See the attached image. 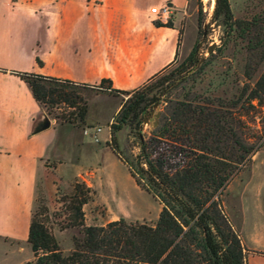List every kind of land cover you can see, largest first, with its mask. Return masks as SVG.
I'll return each instance as SVG.
<instances>
[{"label": "crops", "instance_id": "0c3cea01", "mask_svg": "<svg viewBox=\"0 0 264 264\" xmlns=\"http://www.w3.org/2000/svg\"><path fill=\"white\" fill-rule=\"evenodd\" d=\"M165 1L173 6L172 26L156 25L150 13ZM187 7L188 0H0V264H34L33 254L21 258L16 248L28 243L38 190L47 182L56 187L70 157L81 162L99 150L89 144L100 148L101 142L103 151L116 156L108 125L123 100L108 92L88 98L116 102L106 133L104 124H92L86 114V125L101 127L94 140L50 117L20 73L89 85L109 79L113 88L132 91L170 69L178 50L190 51L183 39ZM91 171L95 175L88 169L74 178L88 184ZM129 178L135 182L130 173ZM249 182L232 223L249 249L247 264H264V185Z\"/></svg>", "mask_w": 264, "mask_h": 264}, {"label": "trees", "instance_id": "16d2710c", "mask_svg": "<svg viewBox=\"0 0 264 264\" xmlns=\"http://www.w3.org/2000/svg\"><path fill=\"white\" fill-rule=\"evenodd\" d=\"M218 15L223 16V24L229 29L241 27L247 31L255 25L234 20L229 0H215L214 17ZM155 23L172 26L171 21ZM196 49L197 44L184 60L189 65L196 62ZM178 73H157L132 91L113 88L109 79L89 85L20 73L48 114L54 105L71 108L55 114L62 122L84 124L88 100L81 88L126 96L110 124L108 145L126 164L136 184L161 204L153 224L121 217L101 225H88L84 223L83 205L93 199L96 191L84 180L76 179L68 201L69 221L60 228L80 226L82 235H74L73 248L64 253L54 233L38 213H33L27 240L34 264H247L249 249L226 212L222 194L249 148L222 123L226 122L224 115L176 99L162 116V122L148 136L142 133V113L163 98ZM248 99H264V69ZM126 123L137 127L139 151L132 159L120 151L116 137ZM231 134L237 146H232L227 154L224 143Z\"/></svg>", "mask_w": 264, "mask_h": 264}, {"label": "rangeland", "instance_id": "374dc122", "mask_svg": "<svg viewBox=\"0 0 264 264\" xmlns=\"http://www.w3.org/2000/svg\"><path fill=\"white\" fill-rule=\"evenodd\" d=\"M229 5L234 20L250 21L255 25L247 31L241 27L229 29L223 24L222 15L214 17L215 0H188L183 39L185 49L190 45L192 49L197 44L194 54L196 62L189 65L188 61H184L191 49L186 55L180 53L182 49L178 50L176 62L164 72L179 71L174 85L168 88L160 101L147 106L142 113L141 127L142 133L148 136L162 122V116L170 110L176 99L188 100L204 107L206 112L224 115L226 122L222 123L231 128L239 141L249 148L222 194L226 212L234 221L245 182L250 179L249 185H264V99H248L250 90L264 69V0H229ZM211 46L210 52L208 48ZM80 91L87 100L96 93L89 88H81ZM88 104V120L92 124H104L106 133V120L116 102L97 96L90 98ZM67 111H71V108L64 104L54 105L50 107L49 116L55 118V114ZM114 116L108 125L109 131ZM74 125L79 130L89 126L85 122ZM136 131L135 124L126 123L116 132L120 151L130 159L139 151ZM74 133L79 134L76 130ZM229 137L231 139H226L224 143L227 154L231 153L232 146H237L233 135ZM101 144L100 148L89 144L99 150L81 162L71 161L70 157L63 166L64 173L56 187L52 182H47L46 189L40 188L37 192L34 213H38L39 219L57 235L64 253L73 248L72 237L82 235L80 226L60 228V225L69 221L68 201L73 192V183L76 179L81 180L74 178L78 171L95 170V175L91 171L88 176V185L95 189L96 194L83 205L85 224L101 225L121 217L127 221L153 224L161 210L158 200L129 178L126 164L114 154L103 151ZM21 246V249L16 248L17 255L30 259L32 252L29 244L22 242Z\"/></svg>", "mask_w": 264, "mask_h": 264}, {"label": "built area", "instance_id": "2783aa9c", "mask_svg": "<svg viewBox=\"0 0 264 264\" xmlns=\"http://www.w3.org/2000/svg\"><path fill=\"white\" fill-rule=\"evenodd\" d=\"M150 13L153 15L156 21H169L173 14V6L169 1H165L160 5H156L150 8ZM101 129L98 126H86L83 128V134L97 140L96 133Z\"/></svg>", "mask_w": 264, "mask_h": 264}, {"label": "water", "instance_id": "95a60500", "mask_svg": "<svg viewBox=\"0 0 264 264\" xmlns=\"http://www.w3.org/2000/svg\"><path fill=\"white\" fill-rule=\"evenodd\" d=\"M212 48H213L212 46H211V47H209V48H208V51H210V52H211V51H212Z\"/></svg>", "mask_w": 264, "mask_h": 264}]
</instances>
